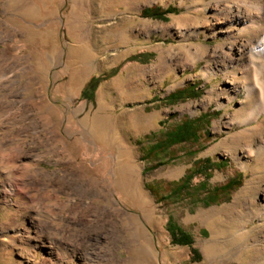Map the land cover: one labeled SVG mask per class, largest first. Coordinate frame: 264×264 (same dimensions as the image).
I'll list each match as a JSON object with an SVG mask.
<instances>
[{"label":"rangeland","instance_id":"1","mask_svg":"<svg viewBox=\"0 0 264 264\" xmlns=\"http://www.w3.org/2000/svg\"><path fill=\"white\" fill-rule=\"evenodd\" d=\"M153 2L0 0V264H264V171L246 152L259 122L241 123L260 98L245 92L253 33L236 37L215 0H157L176 8L165 18L142 13ZM205 113L198 146L143 157ZM169 219L200 260L171 242Z\"/></svg>","mask_w":264,"mask_h":264},{"label":"trees","instance_id":"2","mask_svg":"<svg viewBox=\"0 0 264 264\" xmlns=\"http://www.w3.org/2000/svg\"><path fill=\"white\" fill-rule=\"evenodd\" d=\"M176 11L175 7H168L166 9H160L159 7H151L146 8L142 10V13L144 15H156L160 18H165L166 15L170 12ZM104 77L100 75H93L90 77V79L86 82L84 85V88L82 89L81 96L83 98H88L90 100H93L95 98V91L99 87L101 81ZM188 90V89H187ZM185 91L183 90H177L175 92H172L168 95L167 99L169 100H177L182 98L181 95ZM189 92H193L191 94H188L187 96H196L197 91L193 88V90H188ZM186 93V92H185ZM186 97V96H185ZM206 120H208L207 113L202 114L195 118H189L184 117L183 120L174 126L172 129H169L165 132L163 136H159L157 141L154 142V144L145 152L144 158H153L160 154L162 150L168 149L173 145L181 144V143H190L193 146H198L200 144L201 139L203 138V133H207L209 135V132H206L204 130L206 125ZM202 148H204V145L201 147H196L190 152L192 154H197ZM206 160V159H205ZM203 162V161H201ZM208 162V160H207ZM162 164L161 161H158L152 166L148 167L150 169L156 168L158 165ZM209 164H212L209 162ZM199 170V169H198ZM195 169L189 170L184 176H182L179 180L171 182L172 188L170 190L169 195L170 196H178L181 195L182 191L187 189L188 184L192 181L195 173ZM240 173L238 174V177L231 178L226 184L216 187L213 191L214 194H217L219 191H231L238 187L240 182ZM205 182H201L200 186H203ZM150 189L152 191H157L156 185H151ZM213 191L208 192V194H212L210 196H213ZM162 197V196H161ZM165 198V197H164ZM214 199L209 200L208 202L205 201V203H212L214 202ZM167 230L169 231L171 235V242L174 244H181V245H190L191 246V260H200L201 254L198 251L197 248L193 246L194 239L192 234L180 227L178 224L174 223L172 219H169L167 223Z\"/></svg>","mask_w":264,"mask_h":264},{"label":"bare ground","instance_id":"3","mask_svg":"<svg viewBox=\"0 0 264 264\" xmlns=\"http://www.w3.org/2000/svg\"><path fill=\"white\" fill-rule=\"evenodd\" d=\"M215 6L220 10V14L225 16V20L235 27L236 37H242L250 31L253 33V39L245 45L253 64V82L245 87V92L249 99L253 98L257 92L260 98L255 107L244 115L241 123L259 122L254 128L247 130L252 134L254 132V135L246 152L248 156L256 155L257 161L261 164L260 170L264 171V120L260 121L264 112V3L253 0H215ZM254 6L256 15L253 12ZM240 66L245 68L246 76H248L249 64L242 62ZM9 183L11 191L16 190V182L10 180Z\"/></svg>","mask_w":264,"mask_h":264},{"label":"crops","instance_id":"4","mask_svg":"<svg viewBox=\"0 0 264 264\" xmlns=\"http://www.w3.org/2000/svg\"><path fill=\"white\" fill-rule=\"evenodd\" d=\"M155 3H157V0H154V2H153L152 4L145 5V6L150 7V6L154 5ZM142 148H143V151H144V152H146V151L149 149L147 146H146V147H142Z\"/></svg>","mask_w":264,"mask_h":264}]
</instances>
